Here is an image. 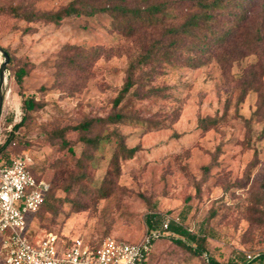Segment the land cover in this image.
I'll return each instance as SVG.
<instances>
[{"label": "rangeland", "instance_id": "374dc122", "mask_svg": "<svg viewBox=\"0 0 264 264\" xmlns=\"http://www.w3.org/2000/svg\"><path fill=\"white\" fill-rule=\"evenodd\" d=\"M73 1L80 0H0V47L10 56L1 121L21 111L22 96L38 102L20 128L17 147L5 155L29 152L32 173L54 188L48 206L29 218L32 238L39 242L55 234L66 242L97 243L112 236L139 242L150 233L149 217L160 223L169 215L205 237L207 256L217 262L240 264L246 258L264 264L259 259L264 254V0L251 8L241 35L203 57L204 66L169 67L139 88L126 109L136 123L106 128L105 133L120 131L129 147H140L134 158L120 161L119 176L110 165L108 143L85 167V178L65 191L61 172L79 173L80 158L88 163L91 151L73 130L66 135L73 152L61 150L51 144L53 133L107 116L128 63L164 27L138 28L129 36L104 13L74 14L53 24L1 12L9 6L56 12ZM82 1L76 6L88 11L104 0ZM151 1L174 4L170 25L191 5L189 0ZM75 57L81 58V68L60 76L59 64ZM3 61L0 53V65ZM21 67L29 72L19 87L12 75ZM151 87L163 88L165 95L143 97ZM205 118L217 123L201 128ZM100 132L97 127L91 135ZM173 238L170 232L153 240L146 264H208L206 254L195 256ZM4 256L0 243V264Z\"/></svg>", "mask_w": 264, "mask_h": 264}, {"label": "trees", "instance_id": "16d2710c", "mask_svg": "<svg viewBox=\"0 0 264 264\" xmlns=\"http://www.w3.org/2000/svg\"><path fill=\"white\" fill-rule=\"evenodd\" d=\"M256 1L259 2L261 0H189L191 5L188 8L187 14L181 17L177 23H174L176 25H170L171 23L169 22L172 18L174 4L165 1L104 0L99 4L89 6L88 11L81 10L76 6L79 3H83L82 0L73 1L67 7L56 12L28 11L26 8L20 9L14 6L2 8L1 12H6L14 18L28 23L44 21L59 24L65 17L74 14L77 16L81 14L94 16L104 13L111 16L114 24H118L119 31L129 36H132L138 28L164 25L161 36L149 41L146 47L141 48L138 54L128 63L125 69L123 85L114 98L111 112L107 116L88 118L76 126L56 130L53 133L55 137H52L51 144L57 145L61 150L68 149L70 152H73L72 143L66 137L67 131L73 130L78 135V141L91 151L90 155L86 154L88 163L80 158L78 165L81 170L79 173L74 175V173H67L66 171L61 172L60 182L67 184L64 190H69L71 184L81 182L85 178V167L94 160L95 153L108 143H111L113 146L110 165L119 171V176L121 173L120 161L134 158L140 151V147H129L125 136L120 131L115 129L112 132L105 133L106 128L136 123V120H139L131 114L126 113L127 105L132 97H139V88L146 87L151 77L162 75L169 67L175 68L180 67V65L181 67L191 68L202 67L204 66L203 57L205 55L213 56L216 51L227 46L232 37H236L238 34L241 35L243 27L246 25L244 27L246 28L249 24L248 19L251 8L255 5ZM165 24L169 25L165 27ZM258 33L259 37H263L260 27L258 28ZM80 61L81 58L78 59L76 57L75 59L69 58L68 61H62L59 64L58 73L60 76L66 77V70L71 71V69L81 68ZM28 72L26 67H21L14 71L12 78L16 85L19 87L23 86L24 78L28 75ZM164 92L163 88L151 87L143 97H158L165 95L163 94ZM37 106L38 102L33 98L22 96L21 121L16 124L14 123V112L8 114L5 119H2L5 127L12 126V132L7 133L8 138L5 144L0 146V163L3 161L9 163V156L5 155V152L7 149L13 150L17 147L18 142L16 139L20 133V128L31 111L35 110ZM145 123H149L155 129H160L158 128L160 124H152L148 121ZM199 123L200 127L205 129L209 128V125L217 123V119L205 118L200 120ZM97 127H101V132L91 135ZM13 142H15V146H12ZM21 153L23 151L19 154ZM84 154L85 152H83ZM36 178L42 179L38 174H36ZM49 186L50 189L44 203L36 214L48 206L50 193L54 189L50 182ZM157 218L154 215L147 219L150 233L160 229V223L157 221ZM168 232L173 233L177 237L173 238L176 244L193 255L204 256L206 254L207 256L204 246L205 237L200 238V236L193 234L181 222L176 223L172 221ZM30 235L32 237V234ZM259 259L263 261L264 254H261ZM207 260L208 264H221L209 256H207ZM254 260L248 261L244 258L240 264H254Z\"/></svg>", "mask_w": 264, "mask_h": 264}, {"label": "built area", "instance_id": "2783aa9c", "mask_svg": "<svg viewBox=\"0 0 264 264\" xmlns=\"http://www.w3.org/2000/svg\"><path fill=\"white\" fill-rule=\"evenodd\" d=\"M22 112L17 110L14 123ZM12 126L0 121V146L4 145ZM15 142L12 146H15ZM34 160L29 152L0 163V243L5 254L4 264H145L152 241L169 234L172 221L179 218L162 217L160 229L149 233L139 242L107 236L97 243L76 239L66 242L48 234L39 242L30 235L29 218L35 215L49 192V181L32 173Z\"/></svg>", "mask_w": 264, "mask_h": 264}, {"label": "water", "instance_id": "95a60500", "mask_svg": "<svg viewBox=\"0 0 264 264\" xmlns=\"http://www.w3.org/2000/svg\"><path fill=\"white\" fill-rule=\"evenodd\" d=\"M0 53L4 57V61L0 65V121H1L3 106H4V100H5V94H6V88H7V82H8L7 66L10 62V56H9L8 52L2 47H0Z\"/></svg>", "mask_w": 264, "mask_h": 264}]
</instances>
